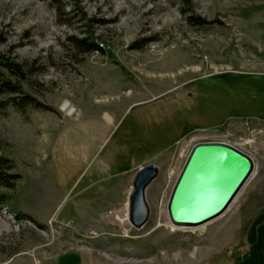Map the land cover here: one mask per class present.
I'll use <instances>...</instances> for the list:
<instances>
[{
	"label": "rangeland",
	"instance_id": "1",
	"mask_svg": "<svg viewBox=\"0 0 264 264\" xmlns=\"http://www.w3.org/2000/svg\"><path fill=\"white\" fill-rule=\"evenodd\" d=\"M77 2L84 20L64 22L49 0H0V54L26 71L19 97L41 105L0 96V264H264V120L205 129L233 108L264 111L245 102L264 93V0ZM90 33L102 50L80 54L68 38ZM192 82L207 115L177 108ZM198 143L235 145L253 169L220 216L174 226L168 200ZM149 164L136 229L128 200Z\"/></svg>",
	"mask_w": 264,
	"mask_h": 264
},
{
	"label": "water",
	"instance_id": "2",
	"mask_svg": "<svg viewBox=\"0 0 264 264\" xmlns=\"http://www.w3.org/2000/svg\"><path fill=\"white\" fill-rule=\"evenodd\" d=\"M253 169L252 160L225 143H198L189 152L172 188L167 215L174 226L196 227L220 216L230 205ZM158 170H138L128 200V221L136 229L148 219L145 190Z\"/></svg>",
	"mask_w": 264,
	"mask_h": 264
},
{
	"label": "trees",
	"instance_id": "3",
	"mask_svg": "<svg viewBox=\"0 0 264 264\" xmlns=\"http://www.w3.org/2000/svg\"><path fill=\"white\" fill-rule=\"evenodd\" d=\"M49 1L52 7H54L58 17L60 19H64V22H69L71 19L75 18V12L77 13V16L79 15L81 18L80 20H84L85 16L82 12V9L79 7L77 0H72L74 6H72L71 10L67 13L64 11L61 0ZM187 20L191 25L203 26L206 24L204 21L193 16H189ZM92 22L95 21H91V23ZM96 22L100 23V21ZM68 40L70 44L79 51L80 54L101 52L102 50L101 47H99L98 39L93 37V33H90L87 38L69 37ZM1 71L6 72L8 77L4 78V75L1 73ZM26 76V71L22 65L16 64L15 62L5 58L0 54V96H9L11 97V100L18 99L16 101L17 103H15V106L19 107L20 109H23L27 106H32L33 108L37 109L41 108V105H39L30 97H19V94L21 93V87L19 83L25 82L27 80ZM9 78H14L18 83L12 82ZM4 164L5 160L0 158V187H8V181H6L5 176L2 175L1 170Z\"/></svg>",
	"mask_w": 264,
	"mask_h": 264
},
{
	"label": "crops",
	"instance_id": "4",
	"mask_svg": "<svg viewBox=\"0 0 264 264\" xmlns=\"http://www.w3.org/2000/svg\"><path fill=\"white\" fill-rule=\"evenodd\" d=\"M197 81V80H196ZM195 81V82H196ZM195 82H192V86L190 88V90L185 91V92H181L179 94H174V98L177 104V108L183 106L185 112H189L190 114H195V112L200 113L202 112V114H206L208 113L209 107L208 105H206V103H203L204 98H207V90H203L201 88V86L199 85H194L193 84ZM229 87H234V84H232V82H228ZM248 97L245 98L246 99V103H256L257 106L262 104V99H264V93L263 92H257L256 90H252L251 95L247 94ZM205 101V100H204ZM195 107V108H194ZM232 107H235V105H233ZM194 108V109H193ZM218 120H215L214 123L210 126H208L206 129V131L208 129L212 130V133H223L225 135L231 136L233 134V132L236 130V127H238L240 125L241 122L243 121H262L264 120V111L258 112L256 113H247V114H243L240 113L239 111L237 112L234 108L230 109L229 111H226V113H224V115L219 116ZM191 132V131H189ZM188 132V133H189ZM208 133H200V134H209ZM193 134H190L186 137H189ZM184 136V135H183ZM182 136V137H183ZM181 137V140L183 139ZM185 138V137H184ZM181 140H176L174 142V146L176 144H178V142H180ZM235 147V145H233ZM105 166L103 167V170L106 169V167L109 169V167L107 165H102Z\"/></svg>",
	"mask_w": 264,
	"mask_h": 264
},
{
	"label": "bare ground",
	"instance_id": "5",
	"mask_svg": "<svg viewBox=\"0 0 264 264\" xmlns=\"http://www.w3.org/2000/svg\"><path fill=\"white\" fill-rule=\"evenodd\" d=\"M126 218L124 219V221H127V216H125ZM128 217H129V215H128ZM120 223V222H119ZM121 223H122V221H121ZM180 227V226H179Z\"/></svg>",
	"mask_w": 264,
	"mask_h": 264
}]
</instances>
